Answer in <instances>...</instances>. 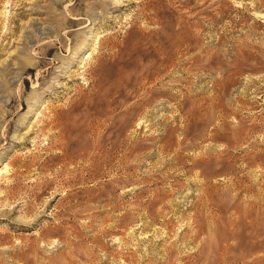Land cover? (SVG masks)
Returning a JSON list of instances; mask_svg holds the SVG:
<instances>
[{
    "label": "rangeland",
    "instance_id": "rangeland-1",
    "mask_svg": "<svg viewBox=\"0 0 264 264\" xmlns=\"http://www.w3.org/2000/svg\"><path fill=\"white\" fill-rule=\"evenodd\" d=\"M263 250L264 0H0V264Z\"/></svg>",
    "mask_w": 264,
    "mask_h": 264
},
{
    "label": "bare ground",
    "instance_id": "bare-ground-1",
    "mask_svg": "<svg viewBox=\"0 0 264 264\" xmlns=\"http://www.w3.org/2000/svg\"><path fill=\"white\" fill-rule=\"evenodd\" d=\"M108 5H109V4H108ZM73 19H75L76 22H79L76 18H73ZM68 22H69V21H68ZM72 24H73V23H72ZM168 51H169V50H168ZM165 66H166V65H165ZM55 123H56V122H55ZM56 124H57V123H56ZM58 124H59V123H58ZM58 124H57V125H58ZM57 125H56V126H57ZM90 165H91V164H90ZM255 235H256V234H255ZM256 237H257V236H256ZM256 237H254V238H256ZM259 237H261V236H259ZM260 239H261V238H260ZM29 245H30V244H29ZM32 250H33V249H32ZM263 251H264V250H263ZM223 252H225V251H223ZM228 252H229V251H228ZM228 252H227V253H228ZM258 252H259V251H258ZM227 253H225V254H227ZM260 253H261V252H260ZM229 254H230V253H229ZM227 255H228V254H227ZM242 255H243V254H242ZM256 255H258V254H256ZM262 256H263V255H262ZM242 257H243V256H242ZM242 257H241V258H242ZM253 257H256L255 254H254ZM224 258H225V257H224ZM224 260H225V259H224ZM221 261H222V260H221ZM225 261H226V260H225ZM228 261H229V260H228ZM245 261H246V260H245ZM226 262H227V261H226ZM232 262H233V260H232ZM248 262H249V261H248ZM223 263H224V262H223ZM223 263H220V264H223Z\"/></svg>",
    "mask_w": 264,
    "mask_h": 264
}]
</instances>
